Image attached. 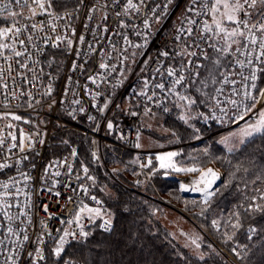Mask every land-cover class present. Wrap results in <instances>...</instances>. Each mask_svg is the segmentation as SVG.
I'll use <instances>...</instances> for the list:
<instances>
[{
  "label": "built area",
  "instance_id": "built-area-1",
  "mask_svg": "<svg viewBox=\"0 0 264 264\" xmlns=\"http://www.w3.org/2000/svg\"><path fill=\"white\" fill-rule=\"evenodd\" d=\"M72 1L74 6L60 9L52 0L53 7L48 11L55 13V19L45 13L29 20L26 18L31 15L28 9H19L15 5L13 10L23 11V17L13 19L7 13L0 15V28L12 27L14 22L17 27L35 23L39 28L41 22L44 26L43 33L33 32L31 27L20 33L15 46L18 51L27 49L23 56L16 57L8 49L0 54V141H3L0 164L9 165L0 169V184L9 185V194L0 199L10 205L4 211L12 217L9 220L4 211H0V264H5L13 253L16 264H33V257L28 253L35 256L38 247L45 259L37 264H80L70 258L60 261L61 257L53 256L58 238L68 231L76 235L66 237L65 244L83 242L89 236H81L80 232L88 233L96 222H100L103 232L110 233L113 217L103 200L91 191L88 173L77 168L73 156L55 155L51 151L57 138L65 133L79 132L89 137L95 159H99L103 150L114 157L117 152L132 154L137 167L142 169L147 167L150 157L157 154L136 146L144 114L168 118L172 116L174 100L178 98L153 85L164 82L167 88L171 78L164 70L180 67L178 53L183 47L184 36L180 41L175 37L180 34L178 29L188 26L187 21L182 24L180 18L190 0H172L171 3L168 0H143V4L133 0L139 10L130 9L127 14L123 11L127 0H119V3L113 0ZM5 2L7 0H0V4ZM204 18H198L197 22ZM50 21L56 26L55 32L49 26ZM146 23L148 27H145ZM29 33L34 37L31 42L27 39ZM13 35L0 37V43L11 44ZM57 36L62 40L58 47H53ZM45 37H51L47 45ZM69 39L71 47L67 44ZM19 40H24L25 44L21 46ZM162 52H168V57L160 55ZM23 63L28 67H21ZM101 63L109 67L101 69ZM161 65L163 75L155 71ZM263 78L264 74H260L255 89L251 88L250 81L245 89L239 76L231 78L237 81L235 85H223V92L217 97L220 105L212 101L199 120L200 128L208 131L202 140L209 139V130L214 128L229 130L258 120L264 107V96L260 95L264 90ZM218 87H221L219 83ZM233 88L236 94H233ZM177 91L186 94L181 86H177ZM245 91L251 98L244 95ZM149 96L152 98L148 99ZM229 99L236 100L237 104L227 103ZM221 107L225 109L224 113H221ZM16 116L20 119H14ZM109 122L113 124L112 130L107 127ZM12 135L16 137L15 141ZM21 144L23 152L20 151ZM65 158L66 164H53V161L63 162ZM49 165L51 168L46 173ZM68 165H71L70 171ZM56 172L60 174L57 176ZM25 175L30 179H25ZM83 188L88 189L87 193ZM3 192L0 187V193ZM84 206L99 209L100 215L85 210L77 222L76 214ZM106 219L112 222L108 230L104 227ZM9 226L16 235L8 233ZM24 235L29 237L28 241L23 240ZM38 238L43 243H39Z\"/></svg>",
  "mask_w": 264,
  "mask_h": 264
},
{
  "label": "trees",
  "instance_id": "trees-1",
  "mask_svg": "<svg viewBox=\"0 0 264 264\" xmlns=\"http://www.w3.org/2000/svg\"><path fill=\"white\" fill-rule=\"evenodd\" d=\"M54 1L60 9L74 6L72 0ZM209 54L216 55L211 50ZM203 63L209 64L208 61ZM202 70L201 78L207 77L206 69ZM198 86L197 84L188 89L186 94L196 99L197 107L201 106L205 110L210 102H202L206 99L203 93L212 94L218 83L212 85L209 82V87L201 93L195 91ZM202 131L208 133L206 130ZM184 135L187 136L186 133ZM184 135L183 138L186 139ZM209 143L200 145L202 149L207 148L206 155L197 151L188 156L186 151L181 159L184 158L189 164L198 159L205 160L203 163L214 164L223 171V179L207 204L184 197L183 199L192 202L185 206L189 211H194V217L203 224L218 246L225 249L235 246L232 255L241 264H264V212L246 211L249 205H264V200L260 199L264 195V133H255L234 149L215 140L209 148ZM73 150L76 152L77 168L89 167L95 180L91 182L88 179L90 189L109 207L113 216V230L105 233L95 227L92 235L85 241L68 244L60 261L70 258L80 264H231L214 249L207 250L208 245L202 246L203 254L197 255L178 243L169 229L156 218L158 203L151 186L148 185L145 192L141 193L142 185L139 180L129 181L119 174L118 181L112 183L104 177L101 168L92 159L89 137L79 132L62 134L51 151L55 155H62L72 154ZM132 172L134 175L135 171ZM155 185L163 195L180 194L174 180L158 178ZM235 213H239V220ZM237 222L240 227L234 228L233 225ZM251 228L256 231L251 232Z\"/></svg>",
  "mask_w": 264,
  "mask_h": 264
},
{
  "label": "snow or ice",
  "instance_id": "snow-or-ice-1",
  "mask_svg": "<svg viewBox=\"0 0 264 264\" xmlns=\"http://www.w3.org/2000/svg\"><path fill=\"white\" fill-rule=\"evenodd\" d=\"M114 3H119V0H113ZM169 3L172 0H168ZM140 3L143 4V0H140ZM13 5L17 6L19 9H28L31 13L30 16L26 17L31 20L38 14H47L52 19L56 18L55 13L49 12L48 9L53 7L52 0H7V2L0 4V15L7 13L8 17L15 18L17 16H24L23 11H14ZM34 5V6H33ZM37 8L40 10L37 12ZM165 8H167V4H165ZM130 9L139 10L138 5L133 2V0H127V3L124 5L123 11L124 14H127ZM188 13H192V16H188ZM120 15V13H117ZM200 17H205L204 19L197 22V19ZM255 17V19H254ZM106 18V17H105ZM210 18V19H209ZM181 23L187 21V27L178 29V34L175 39L180 41L182 35L184 39L182 41L183 47L178 55L181 57V64L179 68L169 67L165 69L167 77L171 78L166 88L164 82L155 83L153 87L159 88L162 91H166L169 94H174L178 97L180 101H184L187 106L191 107L196 104L197 101L190 94H181L177 91V86H181L187 89L192 88L195 85H199L195 88L197 93H201L203 89L209 87V82L212 85L219 83L221 87L214 89V94L203 93L206 99L202 102L207 103L208 101H215L216 105L219 106L221 101L217 99L219 95L223 92V85L236 84V80L231 79L233 76H239L241 81L244 82L245 89L248 88V83L251 82L250 86L252 89L257 87L256 81L260 78V74H264V0H190L189 5L186 7L185 13L182 15ZM49 26L52 31H56V26L54 23L49 22ZM121 26H124L123 24ZM31 27L33 32H44L43 22H41V27L37 28L35 23L31 25H22L21 27L16 26V22L13 23L12 27H4L0 28V37H7L9 33H13L12 43H0V54H2V50L8 49L10 50L16 57L23 56L27 49L24 52L16 50V39L19 37L22 31H27L28 28ZM145 27H148L147 23ZM107 29H105L106 31ZM186 34V35H185ZM28 41H33L34 37L32 33H29L27 37ZM51 40V37H45L44 43L47 45L48 41ZM62 40V37L57 36V43H53V47H58L59 43ZM81 43L83 42V36L80 37ZM19 44L23 46L25 44L24 40H19ZM67 44L69 47L72 45V41L67 40ZM35 47V45H33ZM139 47V45H137ZM212 49V52L215 53V56H211L208 52V49ZM198 49L199 51H196ZM160 55L164 57H168V52H162ZM195 57L196 59H192ZM31 57H29L30 59ZM185 58L186 62H185ZM231 58V59H229ZM5 59H10V57H5ZM203 61H208L209 64H204ZM19 63V61H17ZM34 63H38V61H34ZM21 67L27 68V63L21 64ZM75 68V65H73ZM109 66L106 63H101L100 68L106 69ZM161 66L156 68V72L163 75L161 72ZM206 69L207 77L201 78V70ZM238 69V70H237ZM33 69H29L32 71ZM245 70H247V74H245ZM93 82H95L93 80ZM145 87L148 85V81L145 80ZM51 89H49L50 93ZM233 94H236V89L233 88ZM141 95H147V93H141ZM155 95V93H153ZM244 95L246 97L251 98V94L245 91ZM260 95L264 96V90H261ZM152 97L149 96L148 99ZM74 103H79V101H75ZM227 103L232 105H236V100L229 99ZM168 109H165L167 111ZM83 111V109H80ZM221 113L225 112L224 108H220ZM135 114V113H133ZM214 119L216 117H213ZM243 119V116L240 117ZM14 119L19 120L20 117L16 116ZM89 119H93V117H89ZM180 119L187 123V119L184 116H180ZM109 130L113 129V124L109 122L107 124ZM254 133H264V111L259 113L258 120L251 125H248L247 128L242 129V135L245 137L252 136ZM11 135V134H10ZM23 135V134H22ZM12 140L15 141L16 137L12 135ZM43 141H41L42 143ZM243 143V140L241 141ZM3 144V141H0V145ZM140 147L139 144L136 145ZM12 147H17L16 144H12ZM20 151H24L23 144L20 146ZM72 155L75 156L76 152L73 150ZM95 153L93 156L95 157ZM178 155L176 152H168L163 155L157 156V160L161 162V167H172L176 171H198L196 168H177L175 164L172 162V158ZM26 159V157H24ZM17 163H20V160H17ZM67 158L63 162L53 161V164H66ZM150 163V161H149ZM9 167L8 164H0V169ZM143 167V165H142ZM51 168L49 165L45 172ZM69 171L71 170V165H68ZM83 172L87 174L88 168L84 167ZM59 172H56L55 175H59ZM23 175V174H22ZM204 175L211 176L212 179L207 181L208 186L210 187L212 183L218 178L217 174L209 168L207 173ZM79 179V177H77ZM25 179H30L25 175ZM92 179V177H89ZM259 179V177H257ZM0 187L4 189L3 193H0V196L6 197L8 193L9 185L8 183L0 184ZM183 187V186H182ZM85 193H87L88 189H82ZM19 189H17V192ZM213 195L212 192L205 190L204 203L207 204ZM93 200L96 197H92ZM255 199V198H253ZM261 200H264V195L260 197ZM0 205L4 207H0V211H4V208L10 207L6 203V201L0 199ZM87 210L89 213H95L97 216L100 215L99 209L87 208L84 206L80 208L79 212L76 214L77 222L80 219V214ZM260 211L264 212V205H249V208L246 211ZM47 211V209H45ZM4 215L8 217L9 220L12 217L4 211ZM237 216V220H239V213H235ZM68 223H72V221H68ZM111 220H104L105 230H108L111 225ZM213 224H216L213 221ZM234 228H239L240 224L237 222L233 225ZM251 232H255V228L250 229ZM8 233L11 235H16L11 226L8 227ZM72 235L75 237V233H70L68 231H64L63 235H61L57 242L56 246L53 248V253L56 257H60L62 251L64 250V245L66 243V237ZM81 236L86 237L88 233L81 231ZM29 237L27 235L23 236L24 241H28ZM231 239V237H229ZM39 243H43V241L38 238ZM2 243V242H0ZM195 243V241H193ZM199 247V245H197ZM15 253L8 257V260L5 264H16L14 259ZM29 257H33V264H37V261L44 260L45 257L43 255L42 249L39 247L35 250V256L32 252L28 253Z\"/></svg>",
  "mask_w": 264,
  "mask_h": 264
},
{
  "label": "rangeland",
  "instance_id": "rangeland-1",
  "mask_svg": "<svg viewBox=\"0 0 264 264\" xmlns=\"http://www.w3.org/2000/svg\"><path fill=\"white\" fill-rule=\"evenodd\" d=\"M212 94H214V90ZM174 102L172 116L168 118L144 114V123L139 138V149L147 152H157L156 155L150 157V163L147 167L139 169L134 155L122 154L120 152H117L116 157H114L110 153H106V150H103L99 159H95L91 155L92 159L96 163V166L101 168L104 177L108 178L112 183L114 181L117 182L119 174H122L121 176H125L129 181L139 180L142 185L141 193L145 192V188L148 187V185L151 186L154 192V199L158 203L156 206L157 210L155 211L156 218L169 229L170 233L178 243L188 247L189 250L197 255L203 254L202 246L206 247V245H208L206 247L207 250L214 249L216 252L224 255L225 258L231 262V264H241L238 260L233 258L232 254L233 250H235V246H231L226 249L222 246H218L217 243L210 238L203 224L196 217H194V211L191 212L186 208L185 205L192 202L183 199L184 197L198 199L205 204V190L212 192L213 195L217 192V185L223 179V171L214 164H209V162L203 163L205 160L198 159L189 164L187 160L184 158L181 159V157L183 156V153L186 154V151L188 152V156H192L197 151H202L204 152V155H206L208 153L207 148L202 149L200 145L210 142V148V144L213 140L224 144L229 149H234L236 146L242 144V140L245 142L255 134L254 133L252 136L245 137L242 135V129L247 128L248 125L254 124L256 121L246 122L229 130H219L218 128H214L212 133L209 132V139L202 140V138L207 137L208 133H204L202 131L199 126V120L205 113L206 109L203 110L201 106L197 107L196 104L189 107L184 101H180L178 98H176ZM209 102L210 107L212 101ZM261 111H264V107H262ZM180 116H184L187 119V123L181 120ZM184 133H186L187 136L184 135ZM183 135L187 138L184 139ZM190 147H193V149ZM168 152L178 153V155L172 158V162L177 168H196L198 171H176L172 167H161V162L157 160L156 157ZM66 154L73 156L71 153ZM121 156L123 157L122 160L119 159ZM73 158L75 160V156H73ZM82 168L84 167H80L79 169ZM87 168V173L89 175L88 179L89 177H92L91 182L92 180L94 182V177L91 175L89 167ZM209 168H211L218 177L210 187L208 186L207 181L211 180L212 177L204 175L207 173ZM130 171H135V174L133 175V172L131 173ZM158 178H168L176 181L178 184L180 199H178V195H163L155 185V181ZM189 184L191 185L189 186ZM106 192H108V190H106ZM110 193L111 192H109V194ZM99 224L100 222H96L95 226L88 232L89 237L92 235L95 227L100 229ZM193 241H195V243H193ZM67 245L68 244L64 245V250L62 251L60 257H63ZM197 245H199V247H197ZM236 252L239 253V251ZM65 259L66 258H63V261Z\"/></svg>",
  "mask_w": 264,
  "mask_h": 264
},
{
  "label": "bare ground",
  "instance_id": "bare-ground-1",
  "mask_svg": "<svg viewBox=\"0 0 264 264\" xmlns=\"http://www.w3.org/2000/svg\"><path fill=\"white\" fill-rule=\"evenodd\" d=\"M188 185V184H187ZM191 184H189V186H190Z\"/></svg>",
  "mask_w": 264,
  "mask_h": 264
}]
</instances>
